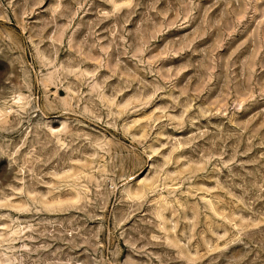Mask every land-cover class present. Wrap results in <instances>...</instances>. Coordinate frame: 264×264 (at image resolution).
<instances>
[{
    "label": "rangeland",
    "instance_id": "1",
    "mask_svg": "<svg viewBox=\"0 0 264 264\" xmlns=\"http://www.w3.org/2000/svg\"><path fill=\"white\" fill-rule=\"evenodd\" d=\"M0 264H264V0H0Z\"/></svg>",
    "mask_w": 264,
    "mask_h": 264
}]
</instances>
